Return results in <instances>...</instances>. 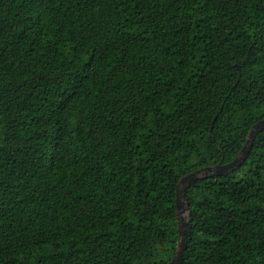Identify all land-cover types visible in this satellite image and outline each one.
Instances as JSON below:
<instances>
[{
	"label": "trees",
	"instance_id": "1",
	"mask_svg": "<svg viewBox=\"0 0 264 264\" xmlns=\"http://www.w3.org/2000/svg\"><path fill=\"white\" fill-rule=\"evenodd\" d=\"M261 119L264 0H0V264H168ZM186 197L178 264H264V129Z\"/></svg>",
	"mask_w": 264,
	"mask_h": 264
},
{
	"label": "water",
	"instance_id": "2",
	"mask_svg": "<svg viewBox=\"0 0 264 264\" xmlns=\"http://www.w3.org/2000/svg\"><path fill=\"white\" fill-rule=\"evenodd\" d=\"M262 129H264V119H261L252 126V128L249 131L246 143L244 144L240 153L232 161L226 164H217V165L202 167L189 174L184 175L180 179L178 183L177 197H176L178 221H179V227H178L179 245L176 254L168 264H178L183 256L184 249L186 247L185 237L188 233V226H189V222H188L189 204L186 197L187 188L199 179L213 175L226 174L237 168L249 155L255 136Z\"/></svg>",
	"mask_w": 264,
	"mask_h": 264
}]
</instances>
